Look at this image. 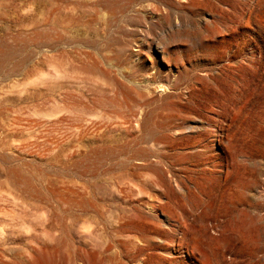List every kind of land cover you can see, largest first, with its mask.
Masks as SVG:
<instances>
[{
    "label": "rangeland",
    "instance_id": "374dc122",
    "mask_svg": "<svg viewBox=\"0 0 264 264\" xmlns=\"http://www.w3.org/2000/svg\"><path fill=\"white\" fill-rule=\"evenodd\" d=\"M3 48L0 264H264V0H0Z\"/></svg>",
    "mask_w": 264,
    "mask_h": 264
},
{
    "label": "bare ground",
    "instance_id": "6f19581e",
    "mask_svg": "<svg viewBox=\"0 0 264 264\" xmlns=\"http://www.w3.org/2000/svg\"><path fill=\"white\" fill-rule=\"evenodd\" d=\"M102 2H105L106 0H101ZM183 37V36H182ZM12 53V50L11 49H8V50H5L4 48L0 50V66L2 65V63L4 61L7 60V58H9V56L11 55ZM46 246H49V245H46ZM52 248V247H51ZM53 250V249H52ZM46 252V250H45ZM53 253V252H52Z\"/></svg>",
    "mask_w": 264,
    "mask_h": 264
}]
</instances>
